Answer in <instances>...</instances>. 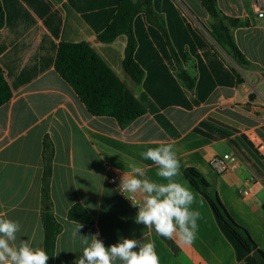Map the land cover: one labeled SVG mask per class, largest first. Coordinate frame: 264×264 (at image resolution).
I'll return each instance as SVG.
<instances>
[{
	"label": "crops",
	"instance_id": "0c3cea01",
	"mask_svg": "<svg viewBox=\"0 0 264 264\" xmlns=\"http://www.w3.org/2000/svg\"><path fill=\"white\" fill-rule=\"evenodd\" d=\"M120 2L0 0L5 12L0 68L12 92L0 107V216L19 221L18 235L44 249L41 210L48 137L55 152L52 210L62 225L54 264H76L81 255L80 240L72 236L78 222L68 219L77 203L94 219L93 225L80 223L79 234L99 233L106 247L134 238L154 243L160 264H252L253 256L188 182L185 171H200L264 251V19L254 12V0H217L220 12L239 23L231 33L250 63L242 67L210 36L212 19L200 0H152L183 69L196 82L190 89L181 81L163 33L140 13L133 30L135 59L144 79L135 86L123 70L127 36L110 44L96 40ZM85 41L134 90L144 116L125 127L113 118L93 116L56 71L60 44ZM166 144L174 146L181 163L175 179L195 194L191 207L200 212L191 245L136 223L138 207L110 181L114 174H131V163L158 180L156 166L140 153ZM227 153L237 157L240 168L219 175L210 160ZM134 197L142 201L141 195Z\"/></svg>",
	"mask_w": 264,
	"mask_h": 264
},
{
	"label": "trees",
	"instance_id": "16d2710c",
	"mask_svg": "<svg viewBox=\"0 0 264 264\" xmlns=\"http://www.w3.org/2000/svg\"><path fill=\"white\" fill-rule=\"evenodd\" d=\"M200 2L212 19L210 29L207 30L213 40L239 66L249 67L250 63L236 45L231 33V27L238 25V21L222 14L218 8L217 0H200ZM140 13H145L150 23L163 33L172 56L178 64V77L188 88L193 89L195 78L190 77L183 69L171 44L164 21L153 8L152 0H121L112 22L96 37V40L100 43L110 44L119 36H127L128 43L125 49L123 70L135 86L140 85L144 79V71L135 59L137 42L133 30L134 19ZM4 24L5 12L0 3V28ZM55 67L93 116L113 118L119 126L125 127L146 114V109L136 97L134 90L117 76L89 42H62L58 49ZM11 98L12 92L4 77V72L0 68V107L8 103ZM54 153V147L46 137L43 154L45 167L41 219L44 228V250L49 255L48 264H54L56 241L62 231V225L56 220L52 210L50 185ZM185 176L188 182L208 200L218 218L239 244L253 256L252 264H264V251L259 248L250 232L232 217L218 193L200 171L196 168H188L185 171ZM68 219L78 223L94 224L92 215L80 203L74 204L70 208Z\"/></svg>",
	"mask_w": 264,
	"mask_h": 264
},
{
	"label": "clouds",
	"instance_id": "9594fccd",
	"mask_svg": "<svg viewBox=\"0 0 264 264\" xmlns=\"http://www.w3.org/2000/svg\"><path fill=\"white\" fill-rule=\"evenodd\" d=\"M157 168L158 180L150 179L142 166L131 163V174L124 172L119 191L138 207L135 222L165 239H178L186 245L195 242L200 212L193 210L195 194L175 178L180 174L181 163L172 144L149 147L140 153ZM141 195L142 201L133 197ZM83 226L77 223L72 232L81 243V255L76 264H160L155 244L134 238H121L119 242L105 246L99 233L80 235ZM19 221L0 216V264H48L49 255L40 247H34L28 239H22ZM138 248V251L136 250Z\"/></svg>",
	"mask_w": 264,
	"mask_h": 264
},
{
	"label": "built area",
	"instance_id": "2783aa9c",
	"mask_svg": "<svg viewBox=\"0 0 264 264\" xmlns=\"http://www.w3.org/2000/svg\"><path fill=\"white\" fill-rule=\"evenodd\" d=\"M253 9L259 18L264 19V0H254ZM210 166L213 169V171H215L219 175L227 172H234L240 168L237 157L233 154H228V153L221 156L213 157L210 160ZM122 176L123 175L121 174H114L110 178V181L112 183L120 184V179ZM133 199L136 200L135 197H133Z\"/></svg>",
	"mask_w": 264,
	"mask_h": 264
},
{
	"label": "rangeland",
	"instance_id": "374dc122",
	"mask_svg": "<svg viewBox=\"0 0 264 264\" xmlns=\"http://www.w3.org/2000/svg\"><path fill=\"white\" fill-rule=\"evenodd\" d=\"M196 8H197V10H198V9H200V8H201V6H199V5H198V6H196ZM194 15H196V14H195V12H194Z\"/></svg>",
	"mask_w": 264,
	"mask_h": 264
}]
</instances>
